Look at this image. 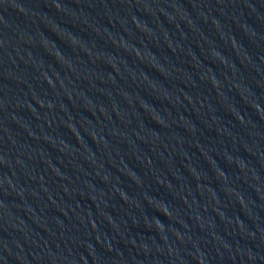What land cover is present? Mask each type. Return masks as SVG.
Wrapping results in <instances>:
<instances>
[{"label":"water","instance_id":"1","mask_svg":"<svg viewBox=\"0 0 264 264\" xmlns=\"http://www.w3.org/2000/svg\"><path fill=\"white\" fill-rule=\"evenodd\" d=\"M0 264H264V0H0Z\"/></svg>","mask_w":264,"mask_h":264}]
</instances>
